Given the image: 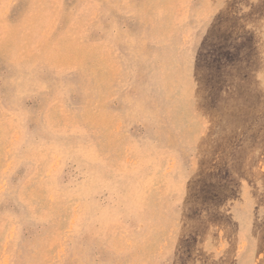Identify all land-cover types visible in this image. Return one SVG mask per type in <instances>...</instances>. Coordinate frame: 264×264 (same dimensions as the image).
Returning <instances> with one entry per match:
<instances>
[{
    "label": "rangeland",
    "instance_id": "1",
    "mask_svg": "<svg viewBox=\"0 0 264 264\" xmlns=\"http://www.w3.org/2000/svg\"><path fill=\"white\" fill-rule=\"evenodd\" d=\"M0 20V264H264V0Z\"/></svg>",
    "mask_w": 264,
    "mask_h": 264
},
{
    "label": "bare ground",
    "instance_id": "2",
    "mask_svg": "<svg viewBox=\"0 0 264 264\" xmlns=\"http://www.w3.org/2000/svg\"><path fill=\"white\" fill-rule=\"evenodd\" d=\"M48 1H49V0H48ZM71 1H72V0H71ZM110 1H112V0H110ZM120 1H121V0H120ZM130 1H132V0H130ZM147 1H148V0H147ZM153 1H156V0H153ZM162 1H163V0H161V3H162ZM165 1H166V0H165ZM28 2H29V1H28ZM78 2H79V1H78ZM78 2H77V3H78ZM107 2H108V1H107ZM128 2H129V0H128ZM25 3H26V1H25ZM35 3H36V2H35ZM74 3H75V2H74ZM145 3H146V2H145ZM147 3H148V2H147ZM164 3H165V2H164ZM168 3H169V2H168ZM19 4H20V2H19ZM71 4H72V3H71ZM71 4H70V5H71ZM109 4H110V3H109ZM109 4H108V5H109ZM130 4H132V3H130ZM156 4L158 5V3H156ZM74 5H75V4H74ZM76 5H77V4H76ZM120 5H121V4H120ZM157 5H156V6H157ZM22 6H26V5L24 4V5H22ZM27 6L29 7V5H27ZM130 6H131V8H130L129 6H128L127 8L132 9V8H133L132 5H130ZM147 6H148V5H147ZM149 6H150V5H149ZM151 6H152V5H151ZM73 7H74V6H73ZM162 7H163V6H162ZM164 7H167V6L165 5ZM19 8H20V7H19ZM108 8H109V6H108ZM137 8H138V7H137ZM146 8H147V7H146ZM153 8H154V7H153ZM156 8H157V7H156ZM159 8H160V7H159ZM163 9H164V8H163ZM111 10H112V9H111ZM128 10H129V9H128ZM151 10H152V9H150L149 11H151ZM160 10H161V9H160ZM24 11H25V10H24ZM140 11H141V10H140ZM140 11H139V12H140ZM144 11H145V10H144ZM165 11H166V10H165ZM20 12H21V11H20ZM155 12H156V11H155ZM161 12H162V11H161ZM21 13H22V12H21ZM25 13H26V12H25ZM81 13H82V12H81ZM148 13H149V12H148ZM156 13H157V12H156ZM158 13H159V12H158ZM262 13H263V12H262ZM15 14H16V13H15ZM143 14H144V13H143ZM164 14H165V13H164ZM22 15H23V14H22ZM33 15H34V13H33ZM68 15H69V14H68ZM105 15H106V14H105ZM156 15H157V14H156ZM261 15H262V14H261ZM11 16H12V15H11ZM77 16H78V15H77ZM149 16H150V15H149ZM5 17H6V16H5ZM13 17H14V15H13ZM95 17H96V16H95ZM146 17H147V16H146ZM150 17H151V16H150ZM153 17H154V16H153ZM9 18H10V17H9ZM20 18H21V17H20ZM64 18H66V17H64ZM68 18H69V17H68ZM147 18H148V17H147ZM155 18H156V17H155ZM157 18H158V16H157ZM162 18H166V17H162ZM162 18H161V19H162ZM106 19H107V18H106ZM145 19H146V18H145ZM258 19H260V18H258ZM1 20H2V19H1ZM1 20H0V21H1ZM19 20H20V19H19ZM157 20H158V19H157ZM162 20H164V19H162ZM107 21H108V19H107ZM109 21H110V20H109ZM158 21H159V20H158ZM14 22H15V21H14ZM17 22H18V21H17ZM17 22H16V23H17ZM38 22H39V21H38ZM96 22H98V21H95V23H96ZM261 22H262V20H261ZM100 23H101V22H100ZM104 23H105V22H104ZM143 23H144V20H143ZM162 23H163V22H162ZM8 24H9V23H8ZM27 24H28V23H27ZM93 24H94V23H93ZM108 24H109V22H108ZM160 24H161V23L159 22L158 27L161 26ZM163 24L166 25V23H163ZM105 25H106V24H105ZM139 25H140V24H139ZM142 25H143V24H142ZM13 27H14V26H13ZM65 27H66V26H65ZM145 27H148V26H146V24H145ZM161 28H162V27H161ZM95 29H96V28H95ZM105 29H107V28H105ZM105 29H104V33H105ZM140 29H141V28H140ZM142 30H143V29H142ZM144 30H145V29H144ZM151 30H152V29H151ZM151 30H148V31H150V33H152ZM160 30H161V29H160ZM162 30H163V29H162ZM162 30H161V31H162ZM166 30H167V28H166ZM13 31H14V30H13ZM21 31H22V30H21ZM24 31H25V30H24ZM31 31H32V30H31ZM31 31H30V32H31ZM161 31H159V32H161ZM163 31H164V30H163ZM18 32H19V31H18ZM30 32H28V33L30 34ZM92 32H95V31H92ZM144 33H146V31H145ZM155 33H156V32H155ZM18 34H19V33H18ZM93 34H94V33H93ZM106 34H107V33H105V35H106ZM158 34H160V33H158ZM158 34H157V35H158ZM87 35H88V34H87ZM157 35H156V36H157ZM160 35H161V34H160ZM160 35H159V36H160ZM139 36H140V35H139ZM161 36H163V35H161ZM26 37H27V36H26ZM139 38H140V37H139ZM15 39H17V38H15ZM157 39H158V38H157ZM143 41H144V39H143ZM67 50H70V46L68 47ZM263 55H264V54H263ZM263 55H262V56H263ZM262 56H261V57H262ZM260 72H261V71H260ZM263 73H264V72H263ZM263 75H264V74H263ZM91 76H92V75H91ZM194 78H195V77H194ZM263 79H264V76H263ZM87 101H88V100H87ZM83 102H84V101H83ZM194 106H195V105H194ZM243 106H244V105H243ZM191 110H193V109L191 108ZM191 110H190V111H191ZM79 111H80V110H79ZM79 111H78V112H79ZM251 111H252V110H251ZM263 112H264V111H263ZM189 113H190V112H189ZM247 113H248V112H247ZM74 114H75V113H74ZM261 114H262V113H261ZM250 115H251V114H250ZM188 116H189V115H188ZM251 117H252V116H251ZM174 118H175V117H174ZM172 119H173V118H172ZM190 119H191V117H190ZM180 120H181V119H180ZM180 120H179V122H180ZM207 122H208V121H207ZM168 123H169V121H168ZM183 124H184V123H183ZM203 124H204V122H203ZM189 125H190V124H189ZM186 126H187V125H186ZM191 126H192V125H191ZM201 126H202V125H201ZM253 126H254V125H253ZM189 127H190V126H189ZM178 128H179V127H178ZM181 128H182V127H181ZM186 128H187V127H186ZM175 129H176V128H175ZM182 129H183V128H182ZM191 129H192V128H191ZM193 129H194V127H193ZM195 129H196V128H195ZM170 130H171V129H170ZM200 130H201V129H200ZM177 131H178V130H176V132H177ZM189 131H190V128H189ZM203 131H204V129H203ZM171 132H172V131H171ZM204 132H205V131H204ZM174 133H175V132H174ZM186 133H187V132H186ZM177 135H178V134H177ZM181 135H182V133H181ZM191 135H192V134H191ZM201 135H202V134H201ZM203 135H204V134H203ZM175 136H176V135H175ZM179 136H180V135H179ZM186 136H187V135H186ZM189 136H190V135H189ZM173 137H174V135H173ZM176 137H177V136H176ZM112 138H113V137H112ZM167 138H168V137H167ZM187 138H188V137H187ZM103 139H104V137H103ZM168 140H169V139H168ZM172 140H173V139H172ZM172 140H171V141H172ZM115 141H117V140H115ZM115 141H114V142H115ZM66 142H67V141H66ZM194 142H195V141H194ZM118 144H119V143H118ZM195 145H196V144H195ZM210 145H211V144H210ZM197 147H198V146H197ZM253 148H254V147H253ZM255 148H256V147H255ZM255 148H254V149H255ZM218 149H220V147H218ZM204 150H205V149H204ZM247 150H248V149H247ZM205 151H206V150H205ZM254 151H255V150H254ZM253 154L255 155V153H253ZM217 155H218V154H217ZM254 155H253V156H254ZM260 155H261V154H260ZM245 156H246V155H245ZM251 156H252V155H251ZM253 156H252V157H253ZM252 157H251V158H252ZM255 157H256V156H255ZM217 158H218V157H217ZM256 158H257V157H256ZM217 160H218V159H217ZM247 160H248V159H247ZM251 160H252V159H251ZM256 160H257V159H256ZM258 160H259V159H258ZM248 161H249V160H248ZM218 163H219V162H218ZM220 163H221V162H220ZM248 164H249V163H248ZM258 164H259V163H258ZM259 165H260V164H259ZM247 166H248V165H247ZM254 166H255V165H254ZM257 167H258V166H257ZM228 168H229V167H228ZM246 168H247V167H246ZM250 168H251V166H250ZM258 168H259V167H258ZM252 169H254V168H252ZM245 170H246V169H245ZM249 170H250V169H249ZM246 171H247V170H246ZM261 171H262V170H261ZM255 173H256V172H255ZM255 173H253V174H255ZM261 174H262V173L260 172V175H261ZM250 175H251V174H250ZM247 176H248V175H247ZM247 176H246V177H247ZM250 177H251V176H250ZM256 180H257V179H256ZM263 184H264V183H263ZM263 184H262V185H263ZM18 185H19V184H18ZM256 191H257V190H256ZM251 194H252V193H251ZM258 194H259V193H258ZM225 196H226V195H225ZM251 196H252V195H251ZM255 196H256V194H255ZM255 196H254V197H255ZM235 197H236V196H235ZM235 197H234V198H235ZM228 198H229V197H228ZM232 198H233V197H232ZM256 198H257V196H256ZM155 199H156V197H155ZM234 200H235V199H234ZM237 200H238V199H237ZM239 200H240V199H239ZM224 201H225V200H224ZM224 201H223V202H224ZM156 203H157V202H156ZM157 205H158V204H157ZM223 205H224V204H223ZM164 206H165V205H164ZM172 206H173V205H172ZM159 207H160V206H159ZM159 207H157V208H159ZM161 207H162V206H161ZM161 207H160V208H161ZM162 208H163V207H162ZM162 208H161V209H162ZM165 208H166V207H165ZM156 210H157V209H156ZM163 210H164V209H163ZM163 210H162V212H163ZM171 210H172V209H171ZM169 211H170V210H169ZM204 212H205V211H204ZM154 213H155V212H154ZM154 213H153V214H154ZM156 213H157V212H156ZM159 213H161V212L159 211ZM151 214H152V213H151V211H150V215H148V217H150V218H149V224H150V225H153V224H151V222L154 221V220H152V215H151ZM156 215H157V214H156ZM158 216H159V215H158ZM175 216H176V215H175ZM165 217H166V216H165ZM171 217H172V215H171ZM153 218H154V216H153ZM161 218H162V217H161ZM164 220H165V219H164ZM186 220H187V219H186ZM49 221H50V220H49ZM156 221H157V220H156ZM156 221H154V222L157 223ZM154 222H153V223H154ZM167 222H168V221H167ZM170 222H171V220H170ZM158 223H159V222H158ZM162 223H163V222H162ZM162 225H163V224H162ZM160 228H161V227H160ZM114 232H115V231H114ZM114 232H113V234H114ZM118 232H119V231H118ZM155 232H157V231H155ZM155 232H154V233H155ZM119 233H120V232H119ZM123 233H124V231H123ZM117 234H118V233H117ZM117 234H116V235H117ZM142 234H143V233H142ZM150 234H151V233H150ZM208 235H209V234H208ZM119 236H120V235H119ZM140 236H141V235H140ZM112 237H113V235H112ZM141 238L143 239V237H141ZM117 239H119L118 236H117ZM152 239H153V238H152ZM157 239H158V238H157ZM160 239H161V238H160ZM205 239H206V238H205ZM210 239H211V238H210ZM112 240H113V239H112ZM137 240H140V239H137ZM155 240H156V238H155ZM140 241H141V240H140ZM157 241H158V240H157ZM148 242H149V241H148ZM198 242H200V241H198ZM122 243H123V241H122ZM131 243H132V240H131ZM49 244H50V243H49ZM138 244H140V243H138ZM155 244H157V242H156ZM198 245H199V244H198ZM115 246H116V245H115ZM153 246H154V245H153ZM179 246H180V245H179ZM148 247H149V246H148ZM198 247H199V246H198ZM195 248L197 249V247H195ZM203 249H204V247H203ZM119 250H120V249H119ZM122 250H124V247L122 248ZM122 250H121V251H122ZM151 250H153V249H151ZM196 251H197V250H196ZM128 253H129V252H128ZM195 254H196V253H195ZM108 255H109V254H108ZM125 255H126V254H125ZM169 255H170V254H169ZM182 256H183V254H182ZM182 256H181V257H182ZM185 256H186V255H185ZM128 257H129V256H128ZM130 257H131V255H130ZM177 257H178V256H177ZM196 257H197V256H196ZM183 258H185V257L183 256ZM190 258H191V257H190ZM190 258H189V259H190ZM194 258H195V256H194ZM194 258H193V259H194ZM178 259H179V258H178ZM123 260H125V259H123ZM179 260H182V259H179ZM191 260H192V259H191ZM146 261H147V260H146ZM184 261H185V260H184ZM189 261H190V260H189ZM189 261H188V262H189ZM194 261H195V260H194ZM199 261H200V260H199ZM123 262H124V261H123ZM135 262H136V261H135ZM137 262H138V260H137ZM182 262H183V261H182ZM186 262H187V261H186ZM192 262H193V261H192ZM124 263H125V262H124ZM127 264H128V263H127ZM140 264H141V263H140ZM176 264H177V263H176ZM190 264H191V263H190ZM194 264H196V263H194ZM220 264H223V263H220Z\"/></svg>",
    "mask_w": 264,
    "mask_h": 264
}]
</instances>
